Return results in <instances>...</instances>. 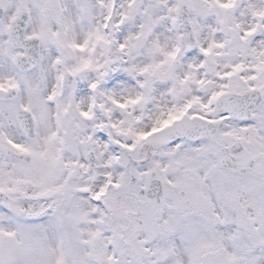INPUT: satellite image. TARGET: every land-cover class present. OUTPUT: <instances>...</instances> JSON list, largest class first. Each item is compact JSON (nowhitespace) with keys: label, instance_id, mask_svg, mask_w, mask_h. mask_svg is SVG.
<instances>
[{"label":"snow or ice","instance_id":"obj_1","mask_svg":"<svg viewBox=\"0 0 264 264\" xmlns=\"http://www.w3.org/2000/svg\"><path fill=\"white\" fill-rule=\"evenodd\" d=\"M0 264H264V0H0Z\"/></svg>","mask_w":264,"mask_h":264}]
</instances>
